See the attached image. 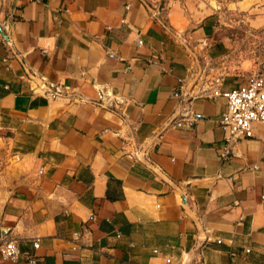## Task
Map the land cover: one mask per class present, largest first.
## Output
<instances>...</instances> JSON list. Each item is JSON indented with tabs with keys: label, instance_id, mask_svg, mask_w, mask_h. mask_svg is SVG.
I'll use <instances>...</instances> for the list:
<instances>
[{
	"label": "crops",
	"instance_id": "1",
	"mask_svg": "<svg viewBox=\"0 0 264 264\" xmlns=\"http://www.w3.org/2000/svg\"><path fill=\"white\" fill-rule=\"evenodd\" d=\"M165 1L0 0L3 264H264V123L222 157L210 95L264 71L218 9L264 37V0Z\"/></svg>",
	"mask_w": 264,
	"mask_h": 264
},
{
	"label": "built area",
	"instance_id": "2",
	"mask_svg": "<svg viewBox=\"0 0 264 264\" xmlns=\"http://www.w3.org/2000/svg\"><path fill=\"white\" fill-rule=\"evenodd\" d=\"M170 0L157 6L156 13L161 14ZM203 42V41H202ZM219 78H214V86L210 95H221L225 99L226 108L221 113L218 124L227 130L224 137L222 157H226L235 142L241 138L252 136L255 123H264V71L251 75L247 83L220 91L217 86ZM66 87L49 83L40 86L46 97H58L65 92ZM37 246V239L34 244ZM19 254L17 242L9 238L0 244L1 260L16 259ZM0 260V264H3ZM31 264H34L32 261Z\"/></svg>",
	"mask_w": 264,
	"mask_h": 264
},
{
	"label": "rangeland",
	"instance_id": "3",
	"mask_svg": "<svg viewBox=\"0 0 264 264\" xmlns=\"http://www.w3.org/2000/svg\"><path fill=\"white\" fill-rule=\"evenodd\" d=\"M215 1V0H213ZM247 13H240L238 11H232V10H228L226 8V6H224L223 4L220 6V8L218 9V15H217V18L218 20L222 23V27H228V29L230 31H233L235 33H240V32H245V34H247V36L245 38H243L242 40H240V46L243 48V47H246V49L249 47V46H252L254 45V42H255V45L258 44V41H259V44L264 45V37H257L255 38V36L253 35V32L252 30H250V28L248 27L247 24H245L246 22H243V20L246 21V17L248 15H245ZM235 19V25L233 26H226V25H223V23L225 22H228L230 20H234ZM256 40V41H253V40Z\"/></svg>",
	"mask_w": 264,
	"mask_h": 264
}]
</instances>
